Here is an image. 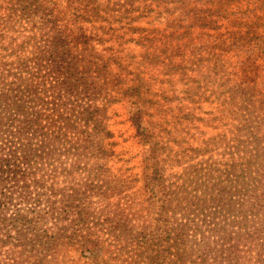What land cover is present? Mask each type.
I'll return each mask as SVG.
<instances>
[{
    "label": "rangeland",
    "instance_id": "rangeland-1",
    "mask_svg": "<svg viewBox=\"0 0 264 264\" xmlns=\"http://www.w3.org/2000/svg\"><path fill=\"white\" fill-rule=\"evenodd\" d=\"M84 49L92 91L68 94L53 67ZM3 87L41 169L19 207L89 206L77 238L30 225L43 264H264V0H0Z\"/></svg>",
    "mask_w": 264,
    "mask_h": 264
},
{
    "label": "trees",
    "instance_id": "trees-1",
    "mask_svg": "<svg viewBox=\"0 0 264 264\" xmlns=\"http://www.w3.org/2000/svg\"><path fill=\"white\" fill-rule=\"evenodd\" d=\"M62 23L56 25L54 29L55 38L64 35L68 31V24L61 20ZM76 40L73 38L72 41ZM84 52L75 53L70 50L68 57L70 58L67 67H53L55 69H64L68 70L70 76L68 80L64 82L67 84L68 94H71L74 90L76 82L84 86V89L92 91L90 88L89 80L92 79V65L89 59V51L84 49ZM56 51H53L52 57L59 58L61 55L57 54ZM80 68L82 70L80 71ZM101 74L105 73V69L100 70ZM72 80V81H71ZM73 82V83H72ZM1 83H4L1 80ZM6 84H4L5 86ZM56 87H53L55 90ZM7 88L3 87L0 89V99H3V102H6V93ZM7 107V106H5ZM1 112L0 114V249L5 246H11L10 253L13 256L14 264H43L45 262V256H42L41 252L37 255L32 254L26 248L28 247L29 238L28 235L30 232V225L40 223V221L51 218L50 214L61 213V218L66 219L68 215H72L73 225L70 224L69 227L77 226L73 235L77 238V231L81 228L86 227L89 223L90 213L89 206L84 200L85 198H77L74 195H70V199L66 200L64 205V210L60 211L61 207H57V200L49 199L46 205L44 214H40L37 209L30 206L27 209H21L19 206L25 205L28 207V204L31 203L33 197V190L30 189V183H36V174L39 173L41 169H35V163H33L32 157L35 154L32 153V148L30 143L27 142V138L23 130L25 127L19 128L16 132L10 131L8 128H5L4 116ZM13 125H8L12 127ZM10 135L13 136L10 138ZM16 139L17 143L20 144L19 148H15L13 141ZM37 157V156H35ZM76 157V155H75ZM78 159V156H77ZM27 166V168H24ZM55 195H58L55 192ZM88 194V193H87ZM84 195V194H82ZM41 196V193L38 194ZM157 199V196H153L151 200ZM161 200V199H159ZM166 202V201H165ZM49 203V204H48ZM79 205H78V204ZM153 204V203H152ZM70 209L72 211H68ZM12 211V214L9 213ZM66 215L64 217L63 215ZM63 216V217H62ZM73 229V228H72ZM45 242L42 243V246H52L55 247L58 245V240H56L52 235L46 236ZM53 240V241H51ZM86 241L83 244L86 246ZM18 248V249H17ZM45 249V248H43ZM32 254V255H31ZM30 255V256H28ZM31 259L32 261H30Z\"/></svg>",
    "mask_w": 264,
    "mask_h": 264
}]
</instances>
